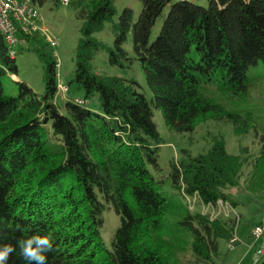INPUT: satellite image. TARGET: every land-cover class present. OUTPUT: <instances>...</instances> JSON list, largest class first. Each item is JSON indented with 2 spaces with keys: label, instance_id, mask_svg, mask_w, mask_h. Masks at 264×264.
<instances>
[{
  "label": "trees",
  "instance_id": "16d2710c",
  "mask_svg": "<svg viewBox=\"0 0 264 264\" xmlns=\"http://www.w3.org/2000/svg\"><path fill=\"white\" fill-rule=\"evenodd\" d=\"M35 1L39 7L61 2ZM140 1L137 20L131 8L121 11L107 46L93 34L112 21L113 0H69L81 27L74 74L65 86L82 91L86 108L68 99L66 112L59 109L56 60L44 52L48 43L39 35L28 44L34 43L44 63V93L20 105L18 99L32 90L17 82L18 97L5 95L2 77L18 70L0 33V244L50 233L54 251L46 254L47 264H213L220 241L233 238L235 220L192 214L161 190L165 180L148 169L161 171L163 139L153 109H160L164 124L176 133H190L200 118L210 116L259 145L257 154L244 160L230 154L222 138L204 153L181 150L180 158L169 162L167 180L185 202L197 194L204 203L222 199L236 207L226 189L238 185L245 166L252 169L250 188H259L264 183L262 115L255 119L252 112L227 109L213 95L243 97L262 76L264 0H208L206 6L196 0ZM129 38L133 57L123 47ZM100 50L107 51L112 66L138 60L150 98L133 79L95 73L92 62ZM106 207L120 218L109 249L100 236ZM185 244L192 258L180 260ZM260 256L253 264H264ZM8 264L27 261L17 248Z\"/></svg>",
  "mask_w": 264,
  "mask_h": 264
},
{
  "label": "rangeland",
  "instance_id": "374dc122",
  "mask_svg": "<svg viewBox=\"0 0 264 264\" xmlns=\"http://www.w3.org/2000/svg\"><path fill=\"white\" fill-rule=\"evenodd\" d=\"M197 4L206 6L208 0H196ZM115 14L111 22H106L101 30L96 31L93 36L103 42L107 46H112L114 35L111 31L113 23L118 21L119 14L125 8H131L134 13V21L137 20L141 9L142 2L140 0H113ZM169 10V5L164 9L162 14L156 19L152 30V37L157 34L165 15ZM39 11L44 20L50 35L56 39L57 46L52 47L49 44L43 46L44 52L50 57L57 54L60 64L57 67L58 83L62 86L67 85L74 74L75 65V50L77 41L80 37L81 20L77 18L76 12L69 4L65 5L60 2L57 6H53L51 2H46ZM42 42H46L43 36H40ZM130 57H133L131 50V38L123 46ZM34 43H27L23 47L17 49L15 56V64L17 66V74L11 76L9 73L1 79L3 92L5 95L18 97L19 86L17 82L26 83L32 90V93L24 99H18L20 105H24L37 96L44 93V63L39 59L34 51ZM93 71L98 74L108 76H118L125 79H133L139 85L147 98H150L151 91L146 84L144 71L138 60H133L130 66L120 67L112 66L108 63V53L106 50L98 51L92 62ZM262 76L257 78L254 84L250 87L247 94L243 97L232 98L227 94L215 93L213 97L227 109H239L253 113L255 119L262 115L264 122V71H261ZM67 99L83 98L82 91L76 89L74 84L69 85L66 93L59 89L55 95V102L62 112H66L65 103ZM98 102L97 96L90 99V107L93 108ZM153 120L163 139V144L159 153V166L161 171L156 174L152 167L148 169L157 176L159 180H165L161 186V190L171 196L175 202L186 204L187 210L192 214H200L209 219L213 216L216 219H233L235 220L234 211L239 216L237 226L235 225L233 238L236 241L233 243V248L229 249L230 241H220L219 252L213 257V264H253L258 259H262L258 255L257 250L264 246V235L257 240L247 241L249 232L256 224L264 222V183L254 189L250 188L249 179L252 174V169L248 166L244 167L242 177L238 185L226 189L229 197L237 202L234 207L231 201H228L230 212L226 216L223 209L212 210L198 200H189L185 202L179 193H174L167 176L169 174V162L180 158V151L183 149L189 150L196 155L204 153L210 148L213 140L222 138L227 150L230 154L239 155L240 159H250L258 152L259 145L257 140L253 139L248 133L246 135H237L234 129L223 122L216 121L210 116L200 118L195 125L194 131L190 133H176L170 130L163 121L160 109L154 108ZM261 188V191H260ZM189 206V207H188ZM191 208V209H190ZM234 209V211H232ZM104 223L100 227V236L106 248H110L113 234L120 223V218L115 212L106 207L103 211ZM215 219V220H216ZM188 245H184V249L178 254L180 260L191 259V253L188 250Z\"/></svg>",
  "mask_w": 264,
  "mask_h": 264
},
{
  "label": "built area",
  "instance_id": "2783aa9c",
  "mask_svg": "<svg viewBox=\"0 0 264 264\" xmlns=\"http://www.w3.org/2000/svg\"><path fill=\"white\" fill-rule=\"evenodd\" d=\"M65 5L68 4L69 0H61ZM0 33L9 48L10 54L12 57L16 56L17 49L23 47L28 43V38L39 35L43 36L46 42L52 46H57V41L54 39L47 27L44 24V20L39 11V5L35 0H0ZM56 60V67H59L60 60L57 54H54ZM58 77V73H57ZM57 89H61L66 93L68 91L67 86H62L60 83L57 84ZM66 100V98L64 97ZM68 101V99L66 100ZM73 104L86 108L88 102L81 98H74L71 100ZM189 200H198L203 203L205 206L212 208V210L223 209V206H226L224 214L227 216L230 212L228 208V201L218 200L215 204L204 203L197 194L193 196H187L186 202L189 204ZM189 207V206H188ZM191 209V208H190ZM234 211V209L232 210ZM234 216L236 226L239 221V216L234 211ZM216 217H209L210 221H214ZM235 235V233H234ZM264 235V223L260 225H255L251 228L249 237L252 240H257ZM236 241L235 238H232L229 243V249L233 248V243ZM258 255L264 254V246L257 250Z\"/></svg>",
  "mask_w": 264,
  "mask_h": 264
},
{
  "label": "clouds",
  "instance_id": "9594fccd",
  "mask_svg": "<svg viewBox=\"0 0 264 264\" xmlns=\"http://www.w3.org/2000/svg\"><path fill=\"white\" fill-rule=\"evenodd\" d=\"M54 236L47 234H33L17 239L16 244H0V264H8L10 256L17 252L27 261V264H47V253L54 251Z\"/></svg>",
  "mask_w": 264,
  "mask_h": 264
},
{
  "label": "crops",
  "instance_id": "0c3cea01",
  "mask_svg": "<svg viewBox=\"0 0 264 264\" xmlns=\"http://www.w3.org/2000/svg\"><path fill=\"white\" fill-rule=\"evenodd\" d=\"M70 100V99H69Z\"/></svg>",
  "mask_w": 264,
  "mask_h": 264
}]
</instances>
